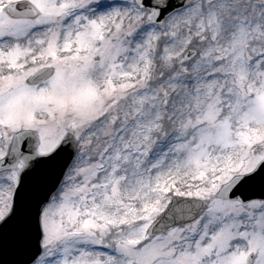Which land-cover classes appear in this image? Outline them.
I'll use <instances>...</instances> for the list:
<instances>
[{"label":"snow or ice","instance_id":"snow-or-ice-1","mask_svg":"<svg viewBox=\"0 0 264 264\" xmlns=\"http://www.w3.org/2000/svg\"><path fill=\"white\" fill-rule=\"evenodd\" d=\"M0 264H264V0H0Z\"/></svg>","mask_w":264,"mask_h":264}]
</instances>
